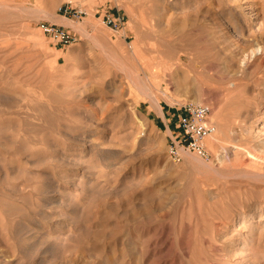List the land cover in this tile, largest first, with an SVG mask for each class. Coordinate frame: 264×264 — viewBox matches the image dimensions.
<instances>
[{
  "label": "rangeland",
  "instance_id": "374dc122",
  "mask_svg": "<svg viewBox=\"0 0 264 264\" xmlns=\"http://www.w3.org/2000/svg\"><path fill=\"white\" fill-rule=\"evenodd\" d=\"M263 48L264 0H0V264H264ZM188 101L216 130L175 163Z\"/></svg>",
  "mask_w": 264,
  "mask_h": 264
},
{
  "label": "built area",
  "instance_id": "2783aa9c",
  "mask_svg": "<svg viewBox=\"0 0 264 264\" xmlns=\"http://www.w3.org/2000/svg\"><path fill=\"white\" fill-rule=\"evenodd\" d=\"M59 10L64 15H71L79 19L85 12L79 7L65 5ZM123 16L119 13L105 11L102 20L113 29H118L124 23ZM38 28L55 46H67L75 40V34L67 27L48 22L46 20L38 23ZM211 108L205 103L184 102L172 111L170 117L175 128L167 143V155L171 161L177 163L182 159L184 152H192L200 157L208 158L209 153L205 139L211 136L216 126L210 119Z\"/></svg>",
  "mask_w": 264,
  "mask_h": 264
},
{
  "label": "bare ground",
  "instance_id": "6f19581e",
  "mask_svg": "<svg viewBox=\"0 0 264 264\" xmlns=\"http://www.w3.org/2000/svg\"><path fill=\"white\" fill-rule=\"evenodd\" d=\"M2 5H4L3 3H2ZM56 16H58L57 14H56ZM62 22V21H61ZM74 24V23H73ZM151 25V26H150ZM149 26V29H150V32L152 33V35L153 36H155L156 38L157 37H159V32L156 30V28H157V26L159 25L158 24V22H152L151 24H150ZM78 27V26H77ZM79 31V30H78ZM172 34V32H169L168 33V35H171ZM214 46V45H213ZM209 47V46H208ZM184 48V47H183ZM216 47L214 46V49H215ZM260 47H258L257 49H259ZM189 49L190 50H187V49H179V54H178V62L177 63H179V61L180 60H187L188 59V62H189V65H191L198 57L200 58L201 57V54L198 52V51H195V50H193L194 52H192L191 50H192V48H190L189 47ZM255 49V48H254ZM253 49V50H254ZM212 51H213V49H211ZM256 50V49H255ZM216 51V50H215ZM221 51V50H220ZM261 51H264V48L261 50ZM216 52H218V51H216ZM223 53V55L224 56H222V55H220V59L223 61V65H222V70H223V74H222V76H223V78H224V81H225V79L227 80V82H224V83H226L227 84V86H226V89L225 90H227V92H228V54H226V51L224 52V50L221 52V54ZM204 54H205V51H204ZM139 55V54H138ZM216 55V54H215ZM211 56H213V54L211 55ZM217 56H219V52H218V55ZM217 56H214V57H216L217 58ZM222 56V57H221ZM138 57L139 56H137V59H138ZM213 57V58H214ZM198 58V59H199ZM201 58H203V57H201ZM213 58H211L212 60L211 61H213ZM219 58V57H218ZM215 59V58H214ZM202 60V63H203V60L204 59H201ZM216 60V59H215ZM166 62H167V65L166 66H168V67H172V65H174V62H172L170 59H166L165 60ZM197 62V61H196ZM199 62V61H198ZM188 65V64H187ZM233 65V64H232ZM239 65V66H238ZM238 65H236L238 68H237V70L236 71H233V72H231L232 74H230V75H234L233 77H235V76H240V75H243L244 73V68L245 67H243V65H241V67H240V63H238ZM195 66V65H194ZM203 66V65H202ZM196 67V66H195ZM220 76V75H219ZM221 76V77H222ZM149 77V76H148ZM220 77V78H221ZM140 78V77H139ZM138 78V79H139ZM239 78V77H238ZM137 80V79H136ZM149 80H150V78H149ZM139 81H140V79H139ZM146 81V80H145ZM221 82V81H220ZM232 82V81H231ZM236 82V81H235ZM138 83H141V82H138ZM146 83V82H145ZM223 83V82H222ZM237 83V82H236ZM144 84V83H143ZM225 84V85H226ZM235 84V83H234ZM148 85V84H147ZM236 85V84H235ZM237 86V85H236ZM235 86V87H236ZM141 90H142V92L143 93H146L149 97H150V95L148 94V92L147 91H150V90H147V88L146 87H144V85L142 86L141 85ZM140 90V91H141ZM227 92L225 93V94H227ZM152 95V94H151ZM227 98H228V94H227ZM39 106V105H38ZM41 107V106H40ZM39 109H42V107L41 108H39ZM41 113V112H40ZM227 128V130H228V126L226 127ZM215 133V132H214ZM213 133V134H214ZM213 134L211 135V136H213ZM215 136V135H214ZM210 137V136H209ZM215 138H217V140H219V141H228V133H221L220 131H218V133H216V137Z\"/></svg>",
  "mask_w": 264,
  "mask_h": 264
},
{
  "label": "crops",
  "instance_id": "0c3cea01",
  "mask_svg": "<svg viewBox=\"0 0 264 264\" xmlns=\"http://www.w3.org/2000/svg\"><path fill=\"white\" fill-rule=\"evenodd\" d=\"M157 116L159 117V122L164 125L167 124L168 117L171 121L170 112L168 110H165V108H163L161 114H158Z\"/></svg>",
  "mask_w": 264,
  "mask_h": 264
}]
</instances>
